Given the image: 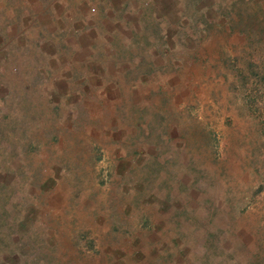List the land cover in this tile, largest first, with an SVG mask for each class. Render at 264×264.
<instances>
[{
    "label": "rangeland",
    "instance_id": "rangeland-1",
    "mask_svg": "<svg viewBox=\"0 0 264 264\" xmlns=\"http://www.w3.org/2000/svg\"><path fill=\"white\" fill-rule=\"evenodd\" d=\"M249 3L162 0L159 21L124 28L134 46L120 56L133 60L114 98V141L103 158L70 162L65 193L114 207L104 225L85 216L70 241L22 235L10 264H264V16L260 26L246 16L239 34L226 12ZM5 133L0 168L44 164L49 145L5 144Z\"/></svg>",
    "mask_w": 264,
    "mask_h": 264
},
{
    "label": "crops",
    "instance_id": "crops-1",
    "mask_svg": "<svg viewBox=\"0 0 264 264\" xmlns=\"http://www.w3.org/2000/svg\"><path fill=\"white\" fill-rule=\"evenodd\" d=\"M161 1L0 0V129H6L5 144L51 147L42 158L44 164L28 165L30 172L12 156L10 165L0 168V264H10L6 257L18 254L22 235L30 233L26 240H33L37 231L42 239L54 234L65 242L81 231L85 216L90 225L105 223L113 202H67V171L72 161L103 158L98 150L113 143L109 130L115 127L114 98L122 95L129 78L124 75L130 72L124 65L133 60L120 56L134 46L130 37L125 39L124 28L136 26V21L140 31L147 15L159 21ZM236 1L250 3L226 10L227 16L238 18L234 30L243 33L246 16L260 26L264 0ZM197 12L211 13L204 8ZM46 161H57L58 169L46 166ZM24 176L42 180L37 184L33 179L26 189ZM21 192H40L45 199L23 200ZM56 194L59 199L54 201Z\"/></svg>",
    "mask_w": 264,
    "mask_h": 264
}]
</instances>
